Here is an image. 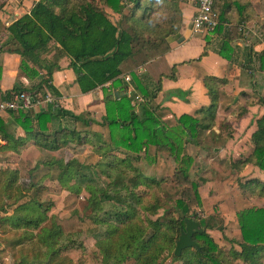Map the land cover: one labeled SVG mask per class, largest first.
Segmentation results:
<instances>
[{"label": "trees", "instance_id": "obj_1", "mask_svg": "<svg viewBox=\"0 0 264 264\" xmlns=\"http://www.w3.org/2000/svg\"><path fill=\"white\" fill-rule=\"evenodd\" d=\"M158 1L164 2L167 8V17L162 23H154L149 18L154 8L152 5ZM130 2L133 7L124 14L123 0H38L29 13L6 28L7 38L1 50L21 55V72L31 82L30 87L15 84L12 91L6 93L7 98L21 91L29 92L35 104L46 101L48 95L53 97L47 108L35 115L29 109L18 111L26 129V143L32 139L35 145L49 150H58L70 141L81 146L89 144L94 153L108 159L107 168L103 167V170L111 179L107 187L100 185L94 165L68 155L59 160L52 158L41 162L49 168L46 178L56 180L63 189L76 195L83 191L88 194L86 203L95 226L72 236L53 221L49 214L52 203L35 198L24 201L35 188L39 190L42 187L41 181L26 179L18 169L1 168L0 229L4 233L15 231L7 242L24 254L16 264H82L68 257L66 252L72 248L84 249L85 236L94 240V246L101 255V264H123L129 259L134 264H224V261L230 264L229 260L264 264V206L237 212L239 248L233 244L229 250L223 249L210 234L213 230L224 232L222 216L214 214L202 218L197 212H190L192 207H201L202 197L199 183L192 177L197 158L188 152V147L191 143L201 145V138L206 139L204 135L207 133L217 137L213 128L220 87L227 80L205 77L204 85L211 97L210 106L198 110L200 116L183 114L175 125L167 124L159 115L158 106L153 104L161 90L162 80L155 82L147 73H139L138 68L168 51V38L179 35L183 19L180 2ZM234 6L239 10V21L251 18L248 1L225 0V5L219 10L221 24L218 34L223 33V24L230 21L227 14ZM105 7L121 14V22H114ZM224 33L219 54L231 61L234 51L230 45L232 31ZM251 51L249 49V55H252ZM65 56L70 58V67L83 93L103 88L106 114L102 125L109 128L108 141L102 135L67 127L49 130L48 124L61 117L80 120L79 116L57 106L56 102L61 94L52 83L53 73L60 68V61ZM257 59L259 67L264 70V52L258 54ZM253 63V58L247 59V66ZM128 73L133 90L117 97L113 89L123 85V76ZM109 83L110 89L106 87ZM137 93L144 97V101L136 106L133 101ZM258 103L264 105V96L258 98ZM256 125L248 154L229 158L232 169L241 171L253 162L264 173V116L256 120ZM0 134L4 139H11L8 127L1 119ZM153 148L157 152H166L175 161L171 177L145 174L134 164L148 161ZM38 164L33 170L39 168ZM53 166H57L58 173L48 176ZM107 170H111L113 175ZM165 181L176 182L184 188L173 204L178 216L165 207L160 192L152 191L153 187L160 189ZM246 184L251 193L264 198L263 179L248 178ZM106 202H111L108 208L104 205ZM160 209L164 214L158 215ZM187 218L200 222L203 231L193 236L198 247L185 248L177 256L176 243Z\"/></svg>", "mask_w": 264, "mask_h": 264}, {"label": "crops", "instance_id": "obj_2", "mask_svg": "<svg viewBox=\"0 0 264 264\" xmlns=\"http://www.w3.org/2000/svg\"><path fill=\"white\" fill-rule=\"evenodd\" d=\"M37 1L0 0V4H3L0 6V101L8 99L6 93L12 91L15 84L24 87L31 86V82L21 72V55L2 51L1 47L7 38L6 28L17 18L29 13ZM240 1L242 3L249 2L248 9L252 13L251 18L247 21H239V10L236 6L232 7L227 14L230 18L227 23L231 25L229 28L223 25L222 34H218L217 30L213 33L208 32V34L195 32L192 26L195 7L192 4L180 2L183 19L179 35L168 38L167 42L170 46L168 51L138 68L139 73H147L155 82L162 80L161 90L153 104L158 106L159 115L169 125H175L177 119L183 114L200 116L197 111L210 106L211 97L204 85L205 77L214 76L227 80V83L220 87L216 124L213 128L217 137L212 136L214 140H224L222 144L214 146V152L221 159L239 158L247 155L251 148L252 133L257 129L256 120L264 116V105L258 103V98L264 96V70L259 67L260 61L257 59V55L264 52V44L253 33L247 37L239 30V25L243 24L253 31H264V0ZM223 5H225V0H221L219 6L217 2L219 10ZM105 9L114 21L112 16L114 11L109 7H105ZM125 10L124 14L130 11ZM115 14L122 17L119 13L115 12ZM226 30L232 31L233 36L230 41V45L234 48L231 53V61L219 54ZM251 38H255V41H250ZM248 45H253L248 47L252 50V55H249ZM204 52L207 53L202 56ZM248 58L254 59L251 66H247ZM174 67L175 72L173 71ZM126 76L131 75L125 74L123 85L113 89V93L117 97L129 94L133 90L131 82L126 81ZM52 83L61 94V97L56 99L58 106L79 116L80 120L75 121L69 116L61 117L53 124H48L49 130L67 127L83 133L102 135L103 139L108 141L110 139L109 128L102 125L103 117L106 114L103 88L98 87L92 92L83 93L77 82L76 74L70 67V58L67 56L61 59L60 68L54 71ZM106 87L110 89V83ZM223 89L228 96L230 92L234 93L233 102L229 103L223 100L227 97ZM239 93L244 98L245 93L246 97L250 98V103H247L246 100L239 101ZM46 108L45 103H39L33 104L29 110L32 115H35L36 112ZM237 109L244 110V112L240 115L241 111L239 110L240 112L237 113ZM0 119L6 124L8 132L11 134V139H4L0 134L2 140L0 142V169L8 167L11 170L18 169L20 174L25 177L26 156L30 159L35 156L37 158V154H43L47 149L35 145L32 139L26 143V129L22 126L18 112L2 111L0 112ZM227 126L228 129L232 127L230 131H226ZM82 146L90 145L84 144ZM153 149L152 158L154 161L152 164L155 165L161 155H165V153ZM51 152L56 151L52 150ZM94 154L99 158L102 157ZM168 158L170 157L168 156ZM170 159L173 162V159ZM251 166H254L259 172V175L251 176V178L264 180V173L253 162L248 163L242 170ZM230 168L231 171L239 172V170L232 169L231 165ZM206 170L207 168L203 172ZM214 173L217 172L214 171ZM229 180L227 176L223 178L213 176L207 179L205 184L219 190L222 186H227ZM200 187L201 184H199V190ZM230 187L235 189L232 185ZM217 194L220 197V194ZM201 197L203 201V196L201 195Z\"/></svg>", "mask_w": 264, "mask_h": 264}, {"label": "rangeland", "instance_id": "obj_3", "mask_svg": "<svg viewBox=\"0 0 264 264\" xmlns=\"http://www.w3.org/2000/svg\"><path fill=\"white\" fill-rule=\"evenodd\" d=\"M220 1L221 0H218V6ZM123 3L125 4V11H129L133 7L130 0H123ZM152 6H154V8H152L149 18L154 23L164 22L167 17V8L165 3L158 1V3H154ZM115 12L116 11H114V14H112L114 21L121 22L122 17H119L118 15L116 16ZM123 22L125 21L123 20ZM205 33L208 34V32ZM252 40L255 41V38L250 39V41ZM224 94L226 95V92ZM226 96L227 97L223 100H226L229 103L233 102L235 97L234 93L230 92V95ZM238 96L240 97L239 101L246 100L247 103H250V98L248 96L246 97V95H244V98L241 96V93H239ZM252 101L254 102L255 100ZM42 103L47 105L48 101H44ZM239 110L240 109H237V113L240 112ZM231 128L232 127L228 129L227 126L226 131H230ZM212 136L213 135L211 133H207V135H204V138L206 137V139L201 138V145L197 146L196 144L191 143L188 148V152L195 155L197 158L192 171V177L195 178L199 184H201L200 194L203 196L201 207H192L190 212H197L198 217L202 218H206L214 214L222 216L226 226L224 232L213 230L210 234L216 240V242L222 246L223 249L229 250L233 244L239 248L237 242L240 240V230L237 221V212L248 207H263L264 198L254 195L250 190L246 189V177L251 178V176L259 175V172L256 171L255 167L251 166L245 170H241L243 171L242 173L241 171L236 172L233 170L232 172L229 159L227 158L225 161H222L221 157L213 151V147L215 145L222 144L224 140L217 141L214 140ZM48 150L49 149L45 150L43 154H37V158L35 156L33 159H30L26 156V179L35 178V180L38 182L41 181L42 187L39 190L38 188H35V191L32 193V195L26 197L24 201L35 198L52 203V208L49 214L50 216H53V221L60 224L64 231L72 236L90 227H94L95 225L92 221V218L89 216L91 214V209L87 207L86 203L88 194L83 191L80 195H76L63 189L56 180H53L49 177L46 178L45 176H47L46 173L48 172L49 168L48 166L43 165L41 162L52 160V158L59 160L66 158V155H68V157L71 156L72 158H77L83 163H87L92 166L94 165L93 169L98 173L99 176V179H97L98 183L104 187H107L111 180L104 172V170L107 168L106 164L108 159L105 156L101 158L95 156L92 147L81 146L75 141H70L66 145H61L58 150H54L56 152H51L52 150ZM153 151L154 149H151L152 156ZM164 153L165 155H161V158H159V161L157 160L155 165L152 164L154 161L151 160L152 156L148 161L142 160L140 162H134V164L138 166L145 174L158 178L163 176L171 177L176 163L174 160L172 162V160L168 158V154L166 152ZM36 164H38L39 168L37 170H33ZM103 167L105 168L104 170ZM206 168L207 170L203 172ZM50 171L51 172L48 174V176L51 174L56 176L58 173L57 166H53ZM107 171L110 173V175H113L111 170ZM214 171L217 173H214ZM213 176H217L219 178L227 176L228 179H230L229 184L227 186H222L219 188V190L215 189L213 186L205 184L206 179H210ZM204 178L205 180L203 181ZM230 185H232V187L235 189L231 188ZM183 189V186H179L176 182L165 181L160 189L153 187L152 191L156 190L157 192H160V194L163 196V202L166 205L165 207H167L170 212L178 216L173 204L175 203L176 199L182 195ZM217 193L220 194V197H218ZM110 204L111 202H106L104 205L106 208H108ZM162 214H164V210L160 209L158 211V215ZM152 217L156 218L157 216ZM14 233L15 231L12 230L4 233L0 229V264H16L19 259L24 257V254H21L19 251H17V248L11 247L7 242L13 237ZM229 239H233L235 241L231 242ZM84 240V249L72 248L66 252V255L74 259L76 262H81L82 264H101V255L98 254V249L94 246V240L89 236H85ZM229 261L231 262L230 264H243L240 261ZM123 264H134V262L133 260L129 259ZM224 264L228 263L224 261Z\"/></svg>", "mask_w": 264, "mask_h": 264}, {"label": "built area", "instance_id": "obj_4", "mask_svg": "<svg viewBox=\"0 0 264 264\" xmlns=\"http://www.w3.org/2000/svg\"><path fill=\"white\" fill-rule=\"evenodd\" d=\"M179 2L192 4L195 7V14L192 20V26L195 32L213 33L219 28L221 22L216 0H179ZM223 25L229 28L231 24L226 22ZM239 30L247 37L253 33L264 44V34L261 30L253 31L243 24L239 25ZM125 79L127 82H130L132 78L131 76H126ZM46 101H53V97L48 95ZM142 101H144V97L137 94L133 104L137 106ZM33 104H35L34 98L29 92H16L10 99L0 101V112L7 110L18 112L21 109L31 108Z\"/></svg>", "mask_w": 264, "mask_h": 264}, {"label": "water", "instance_id": "obj_5", "mask_svg": "<svg viewBox=\"0 0 264 264\" xmlns=\"http://www.w3.org/2000/svg\"><path fill=\"white\" fill-rule=\"evenodd\" d=\"M200 222L187 218L185 220V227L182 228L181 234L177 240L175 254L181 255L182 250L188 247H198V243L193 239L196 232H202Z\"/></svg>", "mask_w": 264, "mask_h": 264}]
</instances>
